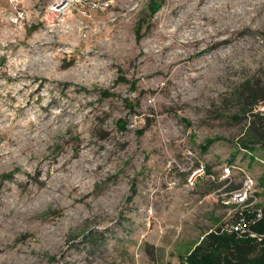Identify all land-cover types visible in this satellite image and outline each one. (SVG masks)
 Listing matches in <instances>:
<instances>
[{"label": "rangeland", "instance_id": "374dc122", "mask_svg": "<svg viewBox=\"0 0 264 264\" xmlns=\"http://www.w3.org/2000/svg\"><path fill=\"white\" fill-rule=\"evenodd\" d=\"M46 1L15 25L0 0V264H186L244 176L264 205V148L238 146L264 0H109L85 32L37 22Z\"/></svg>", "mask_w": 264, "mask_h": 264}, {"label": "trees", "instance_id": "16d2710c", "mask_svg": "<svg viewBox=\"0 0 264 264\" xmlns=\"http://www.w3.org/2000/svg\"><path fill=\"white\" fill-rule=\"evenodd\" d=\"M253 103V101L249 102L252 107L255 105ZM248 111L250 110L246 113ZM250 115L252 119L244 133L246 139L238 142L242 151L248 154L256 142H260V147L264 148V114L255 112ZM207 146L201 150L203 151ZM237 218H242L247 228L257 237L250 238L245 233L231 231L229 226ZM92 237L91 232L85 236L88 240H92ZM185 263L264 264V205L259 208L258 216L252 209L231 212L224 221L218 222L213 230L202 235V238L188 252Z\"/></svg>", "mask_w": 264, "mask_h": 264}, {"label": "built area", "instance_id": "2783aa9c", "mask_svg": "<svg viewBox=\"0 0 264 264\" xmlns=\"http://www.w3.org/2000/svg\"><path fill=\"white\" fill-rule=\"evenodd\" d=\"M10 4L8 19L12 24H21L26 19L24 11L18 7V0H7ZM110 6L109 0H47L46 3L37 12V22L47 28L67 26L68 22L72 23L80 31H86L88 25L94 23L95 15L106 11ZM264 108L256 106L254 111H262ZM183 156L187 159L193 158V153L189 149L184 150ZM195 159V158H194ZM231 172L230 167H224L220 172V180L225 181ZM212 176L206 175L205 168L199 164L198 167L191 170L187 179L186 186L192 188L196 180ZM255 181L249 176H244L238 188L229 190L226 194V204L233 211L243 209L255 210L257 216L259 208L253 209L251 205L255 201ZM230 230L238 233H245L250 238L257 236L247 228V224L242 218H237L234 223L230 224Z\"/></svg>", "mask_w": 264, "mask_h": 264}]
</instances>
